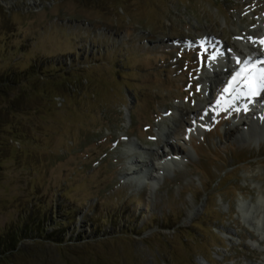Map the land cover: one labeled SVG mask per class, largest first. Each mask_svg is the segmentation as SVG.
Instances as JSON below:
<instances>
[{"label":"rangeland","instance_id":"obj_1","mask_svg":"<svg viewBox=\"0 0 264 264\" xmlns=\"http://www.w3.org/2000/svg\"><path fill=\"white\" fill-rule=\"evenodd\" d=\"M263 17L264 0H0V264H264L242 210L264 195V127L241 136L230 73L207 79ZM164 137L184 160L149 181Z\"/></svg>","mask_w":264,"mask_h":264},{"label":"bare ground","instance_id":"obj_2","mask_svg":"<svg viewBox=\"0 0 264 264\" xmlns=\"http://www.w3.org/2000/svg\"><path fill=\"white\" fill-rule=\"evenodd\" d=\"M246 34L248 38L246 40V43L243 45V49H241L242 59L240 60V62L239 63L233 62V61L231 62L225 56L223 51L219 50L217 55L215 56V59L211 62L212 70L209 71L210 73L208 75L209 78L207 77L206 78L207 79L214 78L215 80H217L218 82L216 81L217 82L216 87L218 89L221 82L224 81L225 74L229 72L232 73V76L230 77V79L226 80L227 82L226 84L230 86L231 90L224 91L222 98H224V101H228V100L231 101L230 100L231 96L229 95L230 92H233V94L237 96V101L241 103L243 111L245 112L244 110L245 107L248 110L247 111L248 116L246 118L247 122L244 121L243 123V126L246 127L247 129L244 130L243 133H240V135L243 136L245 134H248V135H252L253 137H258L260 133H258L257 136H255V133L260 132V129L264 127V92H262L258 97L252 100L251 98H248L246 96L244 97V95H242L240 91L247 93V88H248V82L244 78V74L242 73V70L246 67L245 64L243 63L244 60L248 59L250 55L257 57L258 60L254 61L253 64L248 65V67L252 68L254 73L260 70H264V43H261V41H264V19L260 20L259 27L256 30L252 31L251 29L248 32H246ZM237 48L239 49L241 48L240 44L238 45ZM237 73H242V74L236 81H233V77L236 76ZM206 86L207 87L209 86V89L212 90L211 85H206ZM204 99H203L204 101L200 103V109L207 110L208 107H211L213 104L212 102H210V100L206 98ZM246 99L251 100V102L246 104L245 103ZM255 100H260L261 102L256 103ZM187 114L195 116L197 114V111L189 109L186 113L182 112L181 114L182 120ZM247 125H249V127H247ZM164 142H165V145L170 149L169 153L165 154L163 151L156 152L157 150H154V149L149 150L151 154H155L156 156H158L157 160L159 161V164L157 167L158 169L156 170L155 169L156 167H154V165L152 166L146 163L145 166H152V168L155 170V172L153 173L147 172V174L145 171L146 177H149L147 178L148 180L150 179L151 181L152 180L156 181L158 178L161 177L160 171L162 169L173 167L174 165H177L178 163L181 164L180 162L184 160V156H183L184 154L181 150H175L174 148H172V146L170 145V141L168 139L167 140L165 139ZM151 150L152 151L154 150L155 152L154 151L152 152ZM143 153H145V150ZM128 155H130L128 158L131 159L133 153H127V156ZM132 163H133L132 165L135 167V170H136L134 171V173L135 172L137 174L141 173L142 172L141 168L136 167V164H135V163L140 164L138 159L133 161ZM129 174L130 172H128V175ZM242 210L243 212L247 214V216L251 217L253 222L257 223L258 225H260V223H263L262 219H264V195L259 198L257 203H250V204L247 202L243 203Z\"/></svg>","mask_w":264,"mask_h":264},{"label":"snow or ice","instance_id":"obj_3","mask_svg":"<svg viewBox=\"0 0 264 264\" xmlns=\"http://www.w3.org/2000/svg\"><path fill=\"white\" fill-rule=\"evenodd\" d=\"M261 43H264V41H261ZM213 59H215V57H213ZM257 60V57L250 55L248 59L243 61L246 67L242 70V73L244 74V78L248 82L247 93L243 95L248 98H251L252 100L258 97L262 92H264V70H260L254 73L252 68L248 67V65L253 64V62ZM237 62L239 63L240 61ZM242 73H237V75L233 77V81H236ZM227 90L228 89H225V91ZM249 102H251V100H245L246 104ZM255 102L260 103L261 101L255 100ZM244 110L247 111V108L245 107Z\"/></svg>","mask_w":264,"mask_h":264},{"label":"trees","instance_id":"obj_4","mask_svg":"<svg viewBox=\"0 0 264 264\" xmlns=\"http://www.w3.org/2000/svg\"><path fill=\"white\" fill-rule=\"evenodd\" d=\"M30 226H31L32 228H37V230L39 231L40 235H41L42 238H43V236H44V230H43L42 226H41L39 223L32 222V223H30ZM31 231H33V229H31ZM15 234H16V235H19L17 231L15 232ZM20 236H21V235H20ZM53 236H54V235H53ZM7 245H8L9 247L12 245L11 240H10L9 243L4 244L3 246L5 247V246H7ZM18 246H19V244H15V245H13V248H14V249H12V250H17Z\"/></svg>","mask_w":264,"mask_h":264}]
</instances>
